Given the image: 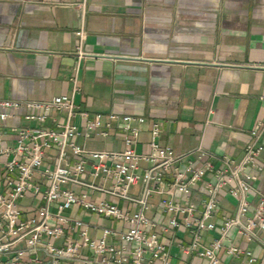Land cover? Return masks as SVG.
<instances>
[{
  "label": "crops",
  "instance_id": "1",
  "mask_svg": "<svg viewBox=\"0 0 264 264\" xmlns=\"http://www.w3.org/2000/svg\"><path fill=\"white\" fill-rule=\"evenodd\" d=\"M82 28L88 55L79 60L76 33ZM60 95H73L90 116L144 117L138 153L147 151L157 124L159 144L177 153L202 146L239 159L252 131L264 122V0H0V100L48 101ZM45 112L59 122L66 117ZM74 124L81 127L83 121L77 118ZM77 143L91 150L125 147L119 129L107 138L95 135ZM259 161L255 189L264 195V152ZM203 186L200 182L188 200H181L194 205L197 214ZM152 199L158 206L159 197ZM250 200L256 205L259 196L251 192ZM235 211L236 201L224 191L213 221ZM73 212L85 221H100ZM149 215L167 222L156 207ZM103 222L122 227L111 219ZM217 236L204 233L202 242L209 245ZM165 237L174 242L172 264H205L180 251L177 242H190L189 232ZM230 238L252 251L256 264H264V234L248 242L233 229ZM223 264L241 263L224 256Z\"/></svg>",
  "mask_w": 264,
  "mask_h": 264
},
{
  "label": "built area",
  "instance_id": "2",
  "mask_svg": "<svg viewBox=\"0 0 264 264\" xmlns=\"http://www.w3.org/2000/svg\"><path fill=\"white\" fill-rule=\"evenodd\" d=\"M76 34L81 60L88 55L82 46L86 32L82 28ZM46 110L65 112V120L57 121ZM77 118L81 127L74 124ZM145 124L144 117L131 115L90 116L73 95L0 100V264H172L174 242L165 236L178 230L191 235L190 242H177L180 251L205 264H223L224 256L256 264L252 251L230 242V232L235 229L248 242L264 234V195L255 189L262 172L264 122L252 131L239 159L202 146L177 153L159 144L157 124L147 151L138 153ZM117 129L123 150H91L77 143L95 135L107 138ZM200 182L205 198L197 214L194 205L181 200H188ZM224 191L236 201V211L217 223L213 219ZM251 192L259 196L256 205ZM155 207L167 222L149 215ZM73 210L100 221H85ZM108 219L122 227L107 226L103 220ZM207 232L218 233L209 245L202 242Z\"/></svg>",
  "mask_w": 264,
  "mask_h": 264
}]
</instances>
